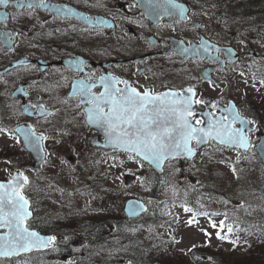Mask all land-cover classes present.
<instances>
[{"label":"flooded vegetation","instance_id":"obj_1","mask_svg":"<svg viewBox=\"0 0 264 264\" xmlns=\"http://www.w3.org/2000/svg\"><path fill=\"white\" fill-rule=\"evenodd\" d=\"M22 2L25 7H17L16 0L0 6V98L8 99L0 101V108L16 104L20 113L15 126L28 123L39 132L44 122L54 126L61 110L80 116L82 126H88V104L82 102L78 88L75 95L72 90L83 80L95 85L91 92L98 95L104 91L102 76L127 81L139 92L153 95L191 88L195 101H203L196 103L194 112L200 120V112L227 116L222 110L233 102L240 112L250 106L237 102L238 65L252 72V81L259 74L264 79V65L252 60H262L258 48L249 43L248 54L239 49L237 61L236 52L230 50L237 49L238 40L232 28L233 0H174L183 7V15L165 0H44L39 6H35L39 0ZM4 33L11 34L9 42ZM115 87L123 89L125 84ZM23 102L35 116L25 112ZM215 147L227 149L218 143ZM50 228L53 231L41 230L58 239L62 235L57 252L65 260L75 256V238L90 237L86 249L102 241L85 223L63 231Z\"/></svg>","mask_w":264,"mask_h":264},{"label":"rangeland","instance_id":"obj_2","mask_svg":"<svg viewBox=\"0 0 264 264\" xmlns=\"http://www.w3.org/2000/svg\"><path fill=\"white\" fill-rule=\"evenodd\" d=\"M263 5L264 0H248L246 3L233 0L236 16L232 18V28L238 38L236 47L248 54L249 43H252L253 47L258 48L263 54L262 60L252 59L260 67L264 65V12L261 11ZM237 69L235 76L237 100L249 105L264 103L262 74L253 77L255 82L250 83L252 72L242 65H238ZM3 99L0 98V101ZM4 101L7 102L8 99ZM19 113L20 109L16 108L14 103L11 105L5 103L0 108V129L4 130L0 131V180L9 179L15 170H21L28 178L26 195L34 203L36 219L41 221L52 219L58 222L66 217L71 220L69 216L73 218L75 216L81 218L97 216L99 213L90 215L87 212L91 205H97L98 194L110 186L123 199L135 195L144 197L150 206L159 208L160 212L166 215V220H171L169 225L153 224L147 228L138 225L134 230H131L125 223L122 230L124 232L131 230L137 234L136 239L143 244L144 248L149 247L150 244L156 245V240L159 238L162 239V245L167 246L166 251H170L169 257L179 261L180 264L184 262L194 264L199 257H204L202 254H210L213 259L205 260L207 257H204L200 260L201 264H222L228 260L240 262L244 256L247 261L264 264V261H258L249 255L248 252L253 253L254 247L247 246L246 236L236 235L229 231L231 228L224 227L221 219L192 215L177 200L182 187L187 186L193 190L209 184L212 186L213 193L208 195L203 192L204 190L201 191L199 204L203 206L223 209L228 205H244L245 202H249L248 192L240 189V186L245 184L246 177L254 176L255 178L258 176V171L261 176L257 179L260 182V188L262 189L264 185V165L259 164L255 153L245 157L229 150H217L212 145L204 148L192 160L170 161L165 171L168 184L158 190L166 199L159 202L151 199V185L143 176L141 163L125 154H120L117 166V162H113L114 155L105 156L113 152L101 149V154L93 153L90 142L93 130L88 126H82L80 116L67 114L63 110L59 112L54 126H46L45 122L38 126V131L48 137L44 140L47 155L42 168H35L30 152L24 148L21 139L14 132V127L19 121ZM259 129L264 132L263 123ZM104 173L106 177L102 178ZM128 173L138 175L131 185L124 184L125 175ZM214 188L217 190L214 191ZM255 191L256 189L253 188L250 193L253 194ZM251 199L255 202L254 197ZM252 204L256 206L255 203ZM254 206L245 207L244 215H249L253 220H264V211ZM115 207L117 203L113 200L110 208ZM112 215L116 216V211ZM213 224L216 227H213ZM218 233L219 237H223L222 239L218 237ZM121 235L122 233H119L117 239L112 236L108 237L112 240L110 248L100 247L101 255L95 257L102 259L103 263L104 260L115 259V262L109 264H137V261L132 258L131 251L118 246ZM93 236H95L94 232ZM90 239L88 237L82 248L73 251L82 253L86 249L84 246L90 245L92 241ZM62 241L61 235L55 248ZM197 245L203 246L204 249L203 252L201 251L202 254L197 255V259L193 260L191 257L193 253L189 252ZM261 245L264 251V242ZM160 250L163 251V249ZM62 258L63 256H56V261L62 263L64 261ZM1 260L0 264H30L27 259L15 262L8 260L2 262Z\"/></svg>","mask_w":264,"mask_h":264},{"label":"snow or ice","instance_id":"obj_3","mask_svg":"<svg viewBox=\"0 0 264 264\" xmlns=\"http://www.w3.org/2000/svg\"><path fill=\"white\" fill-rule=\"evenodd\" d=\"M9 3L10 0H0V6H7ZM43 3L44 0H39L35 6ZM165 3L183 15V7L174 0H165ZM16 6L25 7V3L16 0ZM26 6L31 8L34 4L27 3ZM165 11L168 9L165 8ZM3 37L5 42L12 39L9 33H4ZM100 81L104 85V91L98 95L91 92L95 85H89L83 80L77 82L74 93L78 88L82 100L90 105L86 110L87 123L103 130L108 144L113 148L135 153L157 167L169 158L192 157L196 151L192 147L193 141L199 145L215 140L221 145L245 150L256 147L264 156V142L253 145L248 136V132L253 131L248 126L254 121L242 117L234 105L230 104L222 110L229 113L228 116L221 115L216 120L210 118L206 127H197L203 125L204 121L195 117L191 97L175 92L155 95L149 91L141 93L128 85L127 81H119L114 77L109 79L102 76ZM118 83H124L125 87H115ZM187 91L194 95L193 89L189 88ZM195 103L203 101L197 100ZM212 107L216 105L213 103ZM237 122L240 127H234ZM17 131L23 134L26 143L34 147H39L48 139L37 135L32 129L21 128ZM40 150L43 151L42 148ZM27 183L28 178L23 173L13 176L7 184L0 183V228L7 229L0 234V257L19 255L33 248H46L55 242V237H42L27 225L31 216L30 202L22 192ZM213 227L216 225L213 224ZM217 235L219 237V233Z\"/></svg>","mask_w":264,"mask_h":264},{"label":"trees","instance_id":"obj_4","mask_svg":"<svg viewBox=\"0 0 264 264\" xmlns=\"http://www.w3.org/2000/svg\"><path fill=\"white\" fill-rule=\"evenodd\" d=\"M144 165V173L143 176L148 180L150 183L153 191H158L160 187H164L168 184L166 180H168L166 174H158L153 169L149 168L148 166ZM206 190L210 191L212 193V186L209 184H205L203 186V189H193L190 188H181L180 195L177 198L178 202L184 205H187L191 207L196 213H204L210 216L215 215V212L212 208L204 207L202 208L198 202L201 197V191ZM121 202L119 203V211H118V217L122 214L121 210ZM238 206H234V212H236L239 216L243 213V208L240 207L239 210H237ZM149 219L153 220L154 224H165L166 217L165 215L160 212L156 211L155 213L148 212ZM233 219V218H232ZM231 219V220H232ZM230 220V219H229ZM233 222L238 225L236 226V231L243 233V235L248 236L249 238L252 237H258V235H262L264 232V223L261 222V220L257 223L249 221L248 219H244L243 217L241 219L233 220ZM146 226L150 225L149 223L145 224ZM252 247H254L253 253L256 254L257 252H261V244H259V240L257 238L250 240ZM130 244L127 245L128 248H130ZM132 249V247H131ZM254 257V256H253ZM34 262L36 263V259H34ZM93 264H97L95 261H93ZM239 264V263H238Z\"/></svg>","mask_w":264,"mask_h":264},{"label":"water","instance_id":"obj_5","mask_svg":"<svg viewBox=\"0 0 264 264\" xmlns=\"http://www.w3.org/2000/svg\"><path fill=\"white\" fill-rule=\"evenodd\" d=\"M194 104V103H193ZM25 106V110H26V105H24ZM194 109V108H193ZM236 110V109H235ZM243 117V116H242ZM210 118H212V117H210ZM209 118V119H210ZM245 118V117H244ZM209 119H207L206 120V122H205V124H203V125H201V126H204V127H206L207 126V121L209 120ZM245 119H247V118H245ZM248 120V119H247ZM91 127H93V128H96L98 131H99V133L97 134V135H95V137H94V139H93V143L94 144H96V145H99V146H102V147H104V148H113L111 145H109L108 144V141H107V138H106V136H105V134H104V132H103V130H101V129H98L96 126H91ZM197 127H200V126H197ZM248 127H250V128H252L253 130H255L256 129V127L255 126H248ZM25 129V130H28V129H32V126H30V125H27V124H24V125H20L17 129ZM21 133V132H20ZM21 135L23 136V134L21 133ZM38 135V134H37ZM101 135H103L104 137H105V140H99V138H100V136ZM24 138V137H23ZM260 142H264V134H261L260 135V140L256 143V144H258V143H260ZM26 143V142H25ZM208 143V141L206 142V143H203V144H199V145H197V148H200V147H202L203 145H205V144H207ZM26 145H27V147L31 150V152H32V155H33V157H34V159H35V163H34V166L35 167H40L41 166V163H42V161L44 160V158H45V152H44V150L43 151H41L40 149L42 148V144H40L39 145V147H34L33 145H30V144H28V143H26ZM197 148H195V154H196V152H197ZM43 149V148H42ZM255 149L258 151V153H259V155H260V157L262 158V160L264 161V156H262V154L259 152V150H258V148H256L255 147ZM195 154L192 156V157H194L195 156ZM192 157H187V156H179V157H176V158H192ZM141 159H143L142 157H140ZM170 159V158H169ZM171 159H173V158H171ZM144 160V159H143ZM168 160V159H167ZM167 160H165L159 167H157V165L156 164H154V163H152V162H150V161H147V160H145L146 162H148V163H150L158 172H163L164 171V165H165V162L167 161ZM20 172L19 171H16L15 173H14V175L13 176H16V175H18ZM12 179V178H11ZM10 179V180H11ZM133 179H134V176H132V175H129V176H127V178H126V182H127V184L128 183H130L131 181H133ZM21 181H22V178H21ZM7 182L8 181H0V183H5V184H7ZM130 205H131V209H130ZM140 206H142V208L140 207ZM29 210H30V207H29ZM147 210V206H146V204L142 201V200H138V199H130V200H128L127 202H126V207H125V211H126V213L129 215V216H131V217H138L139 215H141L143 212H145ZM30 212H31V210H30ZM31 216H32V212H31ZM30 216V217H31ZM29 217V218H30ZM0 229H2V228H0ZM6 231H7V229H6ZM5 231V232H6ZM32 231V230H31ZM5 232H0V234H3V233H5ZM36 232V231H35ZM37 233V232H36ZM40 235V234H39ZM40 236H42V237H47V236H43V235H40ZM51 246V245H50ZM50 246H48V247H50ZM48 247H46V248H48ZM46 248H33L31 251H34V250H40V249H46ZM31 251H29V252H31ZM23 253H28V252H22V253H20V254H23ZM19 254V255H20ZM13 256H18V255H13ZM13 256H10V257H13ZM10 257H2V258H10Z\"/></svg>","mask_w":264,"mask_h":264}]
</instances>
